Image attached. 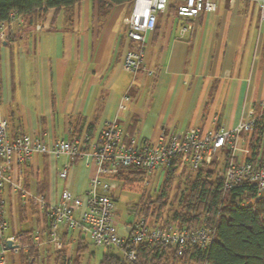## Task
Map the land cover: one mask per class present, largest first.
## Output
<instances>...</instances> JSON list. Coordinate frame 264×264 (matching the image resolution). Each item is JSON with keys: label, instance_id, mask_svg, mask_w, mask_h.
<instances>
[{"label": "crops", "instance_id": "0c3cea01", "mask_svg": "<svg viewBox=\"0 0 264 264\" xmlns=\"http://www.w3.org/2000/svg\"><path fill=\"white\" fill-rule=\"evenodd\" d=\"M213 1L214 11L188 19L168 7L157 14L154 30L145 33L142 57L152 74L123 69L132 47L124 23L132 2L79 0L69 10L47 8L39 19L21 15L10 38L0 41V117L8 122L9 137L29 133L48 144L83 133L93 138L115 121L140 142H153L194 127L233 128L251 109L260 112L264 24L259 6L253 0ZM183 22L191 29L180 36ZM67 162L63 156L32 155L20 165L25 188L52 201L65 188L86 194L96 176L94 160L74 159L61 178L58 172ZM4 197L10 220L4 235L31 229L37 245L46 243L47 215L23 203L10 187ZM135 220L136 212L121 222L120 235L127 236ZM79 234V229L68 232L66 239Z\"/></svg>", "mask_w": 264, "mask_h": 264}, {"label": "built area", "instance_id": "2783aa9c", "mask_svg": "<svg viewBox=\"0 0 264 264\" xmlns=\"http://www.w3.org/2000/svg\"><path fill=\"white\" fill-rule=\"evenodd\" d=\"M259 6V22L264 24V0H253ZM176 4V15L188 19L201 11H214L213 0H132L129 15L124 19L126 37L132 42L123 58V69L131 72L152 74L153 69L142 63L144 36L154 30L157 14L164 12L168 4ZM19 19L15 11L10 12L9 20L0 24V41L10 38L14 22ZM39 27V26H37ZM191 29V24L183 22L179 35ZM128 100L127 96H124ZM264 115L251 109L247 118L233 128L215 126L200 131L189 128L168 137L161 134L153 142H140L135 135L125 132L115 122H107L89 138L87 134L74 135L69 139H59L53 144L46 143L40 136L22 133L10 138L8 122L0 117V264H7V254L17 253L20 242L16 234L4 235L9 223L5 218V191L8 187L19 194L23 203L42 210L49 218L48 240L55 248L62 244V233L79 229L98 247L114 248L128 260L136 259L140 245L159 246L160 250H173L181 255L189 246H206L211 234L206 227L191 230L174 225L151 226L146 220L136 219L127 236L120 235L115 219V201L109 193L116 189L113 180H102L101 175H114L120 167L137 168L148 175L156 168H168L174 162L185 163L192 171L209 164L212 159L222 160L220 174L224 189L237 183L248 181L256 186V198L264 197V156L261 161L248 160L249 144L244 134L250 133L255 119ZM34 154L65 157L68 162L58 172L65 178L69 163L76 158L93 159L96 176L90 180L86 194H75L68 188L60 193L59 200H47L42 194L31 193L24 186L20 165ZM15 166L14 177L11 171ZM146 183V181H145ZM102 190V191H100ZM11 248H6V241Z\"/></svg>", "mask_w": 264, "mask_h": 264}, {"label": "trees", "instance_id": "16d2710c", "mask_svg": "<svg viewBox=\"0 0 264 264\" xmlns=\"http://www.w3.org/2000/svg\"><path fill=\"white\" fill-rule=\"evenodd\" d=\"M77 1L79 0H0V24L9 20L12 11L19 17L26 14L39 19L47 8H54L55 11L61 8L69 10ZM107 1L114 4L132 2V0ZM168 8L176 14V4L171 2ZM244 135L248 138L249 144L248 160L261 161L264 156V115L258 116L250 133ZM178 163L180 162H174L166 169L164 173L166 176L155 190L157 192L153 200L149 194L141 193L139 208L136 211L142 214L143 219L147 220L153 215L155 218L160 216L172 181L170 174ZM220 171L218 161L212 159L209 164L201 166L193 175L185 178L186 193L180 194L178 208L169 219L164 218L161 224L189 230L206 227L211 234L210 242L204 247L189 246L181 255H177L173 250L169 251L174 258L188 257L196 264H264V197L256 198V186L248 181L224 189ZM112 177L118 184H131L142 179V172L133 167H120ZM114 192L115 190L111 191L109 195L116 201ZM152 204L157 205L159 212H154ZM33 233L31 229H22L15 233L20 242L17 250L20 264H33L38 256ZM67 233L63 231L62 244L55 249L57 253L55 264L60 260L63 249L68 250V241L65 242ZM48 235L47 233V237ZM85 237L80 232L73 251L75 256L68 261L69 264H81L78 257L87 249ZM165 251L160 250L159 246L140 245L136 250V259L131 261L123 257L119 251L106 248L102 252L99 264H158Z\"/></svg>", "mask_w": 264, "mask_h": 264}, {"label": "rangeland", "instance_id": "374dc122", "mask_svg": "<svg viewBox=\"0 0 264 264\" xmlns=\"http://www.w3.org/2000/svg\"><path fill=\"white\" fill-rule=\"evenodd\" d=\"M171 3V2H170ZM128 7H131L130 3H127ZM168 7V6H167ZM167 9V8H166ZM127 17V16H126ZM7 41V40H6ZM222 160L218 161V168H221ZM167 168H156L153 170L152 173L148 175H144L142 172V179L136 183L131 184H121L118 186L116 184V189L114 194L116 195V201H115V219L118 225L123 223L124 221L130 220L134 212H136V219L141 218L142 214L137 213L135 209L139 208L138 202L141 198V193L144 192L147 195L149 194L152 197V200L154 199L156 192L155 191L158 188V185L162 181L163 178H165ZM194 171L190 170L188 166L185 163H178L174 167V170L170 174L171 178V185L169 190L167 191V198H166V204L161 209L160 216L155 218V216H149L147 218L146 222L147 224L151 226H161L162 221L164 218L170 217V215L173 213L175 209L178 208L179 203V196L180 194L186 193V185H185V178H187L190 175H193ZM146 181V183H145ZM154 212H159L158 207L156 204H152ZM133 211V212H132ZM7 221L10 223V220L7 219ZM119 227V226H118ZM78 230V229H76ZM75 231V230H74ZM79 236L74 235L69 239L68 241V250L63 249L60 255V260L57 264H69L68 261L72 259V257L75 256L73 253L75 242L72 239H76ZM87 242V249L80 253V257H78V260L81 261V264H99V260L102 256L103 248L98 247L93 244V242L85 237ZM67 239H65L66 242ZM40 241V240H39ZM42 242V241H40ZM38 247V256L36 259H34L33 264H55L56 263V257L57 253L55 252V248L49 242V240L46 243H40V245H37ZM64 248V247H63ZM113 251H116V249L113 248ZM91 252H93V255H91ZM7 264H20L19 258H18V252L13 253L9 252L7 254ZM158 264H196L193 260L188 259V257L185 258H174L172 256V252L169 251V249H166L164 255L161 257V260Z\"/></svg>", "mask_w": 264, "mask_h": 264}, {"label": "water", "instance_id": "95a60500", "mask_svg": "<svg viewBox=\"0 0 264 264\" xmlns=\"http://www.w3.org/2000/svg\"><path fill=\"white\" fill-rule=\"evenodd\" d=\"M12 245H11V241L7 240L6 241V248H11Z\"/></svg>", "mask_w": 264, "mask_h": 264}]
</instances>
